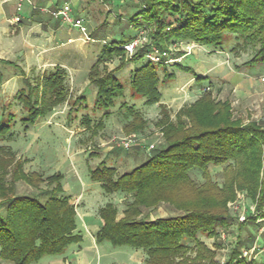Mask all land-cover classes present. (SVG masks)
Wrapping results in <instances>:
<instances>
[{
    "label": "trees",
    "instance_id": "obj_1",
    "mask_svg": "<svg viewBox=\"0 0 264 264\" xmlns=\"http://www.w3.org/2000/svg\"><path fill=\"white\" fill-rule=\"evenodd\" d=\"M137 1V10L129 23L136 30H147L150 44L161 53H166V45L176 41L222 48L227 41L235 40L237 48L249 46L255 50L246 67L264 65V0ZM135 37L106 43L90 72L97 86L94 108L106 111L104 118L111 115L110 110L116 106L118 98L124 96L125 86L115 72L95 77V68L104 58L123 55L124 46ZM151 45L143 46L134 55L133 59L147 63L137 67L131 77L135 95L145 98L148 105L160 101L158 71L162 69L166 73L165 64L148 60ZM164 60L166 62V58ZM164 77L172 76L166 73ZM36 79L33 83L27 81L28 91L22 89L18 94V100L28 113L20 120L25 132L69 97L67 72L62 68L45 72ZM81 101L83 99L75 106ZM195 107L188 111L191 128L184 130L182 122L177 126L168 125L166 145L154 150L133 170L116 177L115 168L102 162L91 171V179L99 183L106 194L130 197L125 203L124 217L119 221V209L113 203L100 210L104 224L97 241L143 250L146 255L143 264H218L216 253L198 235L215 238L219 227L229 226L226 205L234 198V185L247 190L252 201L257 200L258 210L264 208V129L254 124L243 127L231 119L227 104L214 103L210 95H205ZM120 108H126V115L134 117V121L141 120L134 106L124 103ZM15 118L12 113L2 116L0 143L15 137L12 132ZM1 153L10 158L15 155L10 147L0 145L1 167L6 163ZM209 165L223 167L225 188L212 183ZM194 170L201 172L206 184H196L191 176ZM52 180L53 177L45 178L36 172L25 174L20 167L16 168L10 183L0 177V264H38L45 257L63 255L81 242L78 216L70 198L62 194L60 187L41 188ZM18 182L26 183L37 193L18 194L14 187ZM161 204L184 214L156 220L143 216L144 209ZM242 247L240 243L226 264H264L258 260H239Z\"/></svg>",
    "mask_w": 264,
    "mask_h": 264
},
{
    "label": "rangeland",
    "instance_id": "obj_2",
    "mask_svg": "<svg viewBox=\"0 0 264 264\" xmlns=\"http://www.w3.org/2000/svg\"><path fill=\"white\" fill-rule=\"evenodd\" d=\"M138 2L26 0L19 8V0H0V120L4 114L16 116L12 126L15 137L0 143L10 147L15 154L10 158L1 153L6 163L0 166V177L6 183L13 181L16 168L20 167L25 174L36 172L45 178L53 177L51 184L40 185L41 188L60 187L65 196L80 193L84 196L88 191L87 196L90 193V198L94 199L92 212L95 215L102 203L112 201L124 217L125 203L130 197L122 194L106 196L100 184L91 179V170L102 162L115 168L116 177L133 170L154 150L166 145L168 125L177 126L182 122L184 130L191 128L188 111L195 109L205 95H210L214 103L227 104L231 119L243 127L254 124L264 129V67L253 71L246 67L255 50L249 46L237 48L235 40L227 41L222 48L184 40L169 43L158 63L148 59L158 65L165 64L166 73L172 76L165 78V71H158L160 101L148 105L145 98L135 95L131 87L132 74L147 61L139 62L133 58L140 48L151 45L148 31L136 30L129 23ZM66 4L71 7L73 18L85 21L87 35L94 41H83L79 29L58 22L42 11L52 12ZM17 16L20 21L14 22ZM40 22L46 24L43 30ZM129 36H136L135 40L141 38L142 45L133 53L124 48L123 55L104 58L94 71L95 77L115 72L116 78L125 86L124 96L118 98L116 106L110 110L111 115L104 118L106 111L94 108L97 86L89 75L106 43H118ZM69 38L73 40L68 41ZM151 47L150 56L161 53L155 45ZM67 61L68 70L60 66L67 65ZM57 67L67 72L68 100L25 132L20 120L28 113L18 100V94L22 89L28 91L27 81L33 83L37 77ZM81 99L83 101L75 106ZM124 103L134 106L141 120L134 121V117L126 115V108H120ZM128 140L132 146L125 148L123 143ZM209 169L212 183L225 188L223 167L209 165ZM191 176L198 186L206 184L200 171L194 170ZM14 187L18 194L37 193L24 182H18ZM256 201H252L247 190L235 184L234 198L226 205L229 226L219 227L215 238L199 233V239L216 253L218 264L229 262L240 243L244 248L240 250L239 260L264 261V208L258 210ZM183 214L184 211H177L167 204L143 211V216L151 220ZM78 227L82 229L81 219ZM124 248L131 249H114L121 251ZM130 255L117 252L112 261L137 264L130 260ZM46 259L48 257L42 261Z\"/></svg>",
    "mask_w": 264,
    "mask_h": 264
},
{
    "label": "crops",
    "instance_id": "obj_3",
    "mask_svg": "<svg viewBox=\"0 0 264 264\" xmlns=\"http://www.w3.org/2000/svg\"><path fill=\"white\" fill-rule=\"evenodd\" d=\"M58 9L60 8L53 9L52 11H56ZM37 10H40V9L38 8ZM34 13H38V12H34ZM48 14H50L51 18H54L58 22H62L61 19H57L53 17L51 13H48ZM40 23H42L40 25H42L41 29L43 30L46 27L45 26L46 24L43 22H40ZM72 40H73L72 38L68 39V41H72ZM60 66L62 68L65 67L67 69L69 67L68 61H67V65L61 64ZM260 67H264V65L258 66L256 68H252V71ZM85 192L86 194L84 196L82 195V193L76 196L75 195L68 196L70 198V203L74 205L75 207V210L78 215V220L79 219L82 220V229L78 227V231L80 232L82 236L81 242L77 245H73L70 248H68L67 251L63 255L55 256V257H48V259L42 261L44 259L43 258L41 262L38 264H116V262L112 261V259L114 258L113 256L117 252H121V251L128 252L129 254H131L130 255L131 261H135L137 262V264H143L144 262L142 261L145 260V257H146L145 252L143 250L134 249L130 247L131 249L124 248V250L116 251L113 245H109L111 244L110 242L97 241L98 233L102 229L103 224H104V221L100 216V210L104 208L108 203H112V201L102 203V206L98 209L97 215H95L92 212L93 210L92 207L95 205L93 203L94 199L90 198L91 196L90 193L87 196L88 191H85ZM105 195L109 196L106 193ZM122 218H123L122 213L121 215L119 213L117 215V221L121 220ZM122 247H129V246H122ZM140 257L141 259H138ZM5 264H8V263H5Z\"/></svg>",
    "mask_w": 264,
    "mask_h": 264
},
{
    "label": "built area",
    "instance_id": "obj_4",
    "mask_svg": "<svg viewBox=\"0 0 264 264\" xmlns=\"http://www.w3.org/2000/svg\"><path fill=\"white\" fill-rule=\"evenodd\" d=\"M26 1V0H19V8L22 7V3ZM43 11L45 12H48V13H51V15L57 19H61V21L63 23H66L70 26H72L73 28H77L80 30V32L82 33L83 35V41H94L90 38V36L87 35V28L85 27V21L82 19V18H73L71 16V7L66 4L64 5L63 7H61L60 9L56 10V11H52L50 12L49 10H45L43 9ZM20 21V18L19 16H17L15 19H14V22H18ZM142 42V39H136L135 41L127 44L126 46H124V48H126V50L128 52H131L133 53V51L135 50L136 47H138L139 45H142L141 44ZM158 52V51H157ZM164 53H156L155 55L153 56H150V54L147 56L148 59H151V61L155 62V63H158L160 61L161 58H163ZM190 54V53H189ZM167 63V62H165ZM131 141H127V142H124L123 145L125 148H129L130 146H132V144L130 143Z\"/></svg>",
    "mask_w": 264,
    "mask_h": 264
}]
</instances>
